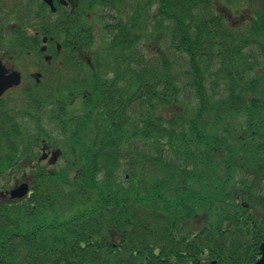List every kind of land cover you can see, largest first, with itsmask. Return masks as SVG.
Instances as JSON below:
<instances>
[{"label":"trees","instance_id":"obj_1","mask_svg":"<svg viewBox=\"0 0 264 264\" xmlns=\"http://www.w3.org/2000/svg\"><path fill=\"white\" fill-rule=\"evenodd\" d=\"M111 1L124 25V0ZM130 11L99 47L98 73L113 77L95 74L84 110L59 119L64 167L32 168L38 136H17L16 167L33 189L0 204V264L259 256L264 0H131Z\"/></svg>","mask_w":264,"mask_h":264},{"label":"flooded vegetation","instance_id":"obj_2","mask_svg":"<svg viewBox=\"0 0 264 264\" xmlns=\"http://www.w3.org/2000/svg\"><path fill=\"white\" fill-rule=\"evenodd\" d=\"M99 6V0H0V144L13 137L12 148L0 147L5 158L0 159L5 160L0 169L12 171L13 188L18 181L20 124L31 122L34 136L42 138L32 145L35 157L30 166H47L57 148L47 141L58 137L48 127L59 119L52 116L80 107L95 88L100 17L94 10ZM88 31L84 40L82 33ZM10 192L6 182L0 183V204L15 203Z\"/></svg>","mask_w":264,"mask_h":264},{"label":"water","instance_id":"obj_3","mask_svg":"<svg viewBox=\"0 0 264 264\" xmlns=\"http://www.w3.org/2000/svg\"><path fill=\"white\" fill-rule=\"evenodd\" d=\"M59 153H60V151L57 154H55L54 158L52 159V163L55 162L56 157H58ZM27 191H28L27 184H21V185L17 186L16 189L12 193L14 195H16V197L17 196L21 197V196L25 195L27 193ZM262 250H263V256L256 264H264V248H262Z\"/></svg>","mask_w":264,"mask_h":264},{"label":"rangeland","instance_id":"obj_4","mask_svg":"<svg viewBox=\"0 0 264 264\" xmlns=\"http://www.w3.org/2000/svg\"><path fill=\"white\" fill-rule=\"evenodd\" d=\"M0 183H1V182H0ZM7 186H8V185H7ZM202 262H203V264H208L207 261H203V260H202Z\"/></svg>","mask_w":264,"mask_h":264}]
</instances>
